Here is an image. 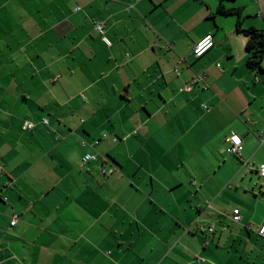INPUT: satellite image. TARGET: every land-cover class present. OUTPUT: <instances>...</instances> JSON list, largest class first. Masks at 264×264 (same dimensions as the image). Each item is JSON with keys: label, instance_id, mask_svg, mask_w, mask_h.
Returning <instances> with one entry per match:
<instances>
[{"label": "crops", "instance_id": "obj_1", "mask_svg": "<svg viewBox=\"0 0 264 264\" xmlns=\"http://www.w3.org/2000/svg\"><path fill=\"white\" fill-rule=\"evenodd\" d=\"M219 4L264 30V0H0V264H264V72Z\"/></svg>", "mask_w": 264, "mask_h": 264}, {"label": "built area", "instance_id": "obj_2", "mask_svg": "<svg viewBox=\"0 0 264 264\" xmlns=\"http://www.w3.org/2000/svg\"><path fill=\"white\" fill-rule=\"evenodd\" d=\"M94 29L97 33L102 34L103 31V23L100 20H96L94 22ZM102 41L106 44L109 45V41L103 37ZM213 46V39L212 36L210 34L205 35L204 37H202L200 40H198L193 48H192V53L193 56L198 58L201 57L206 51H208L211 47ZM202 77H197L194 78L193 80H191V85L195 84L197 82L198 79H201ZM203 79V78H202ZM185 89L189 88L188 86L184 87ZM44 124H47L46 120H43ZM24 127L26 129H31L33 127L32 123L30 122H25L24 123ZM261 134H264V132H261ZM241 150H242V140L241 138L236 135V134H232L230 135V137L227 139V147H226V151L229 154L235 155V156H239L241 154ZM97 158L95 155H90V154H85L82 156L81 158V162L82 163H87L89 161H96ZM256 171L260 177V179L262 181H264V164H259L256 166ZM101 173L103 175L106 174V171L102 168L101 169ZM231 220L234 223H239L241 221V215H240V211L239 209H233L231 212ZM16 222L15 218H13L10 222L11 225H14ZM206 231L208 233H213L214 232V225L211 224L206 228ZM257 234L261 237L264 238V222H262V224L260 225V227L257 229Z\"/></svg>", "mask_w": 264, "mask_h": 264}, {"label": "trees", "instance_id": "obj_3", "mask_svg": "<svg viewBox=\"0 0 264 264\" xmlns=\"http://www.w3.org/2000/svg\"><path fill=\"white\" fill-rule=\"evenodd\" d=\"M217 12L223 15H235L237 16L235 22V30L239 33H243L246 37L245 50L246 56V67L251 73L257 74L264 72L261 67L262 58H264V30L255 28H241V20L239 18L240 9H226L222 4L217 6ZM199 58V57H198Z\"/></svg>", "mask_w": 264, "mask_h": 264}, {"label": "rangeland", "instance_id": "obj_4", "mask_svg": "<svg viewBox=\"0 0 264 264\" xmlns=\"http://www.w3.org/2000/svg\"><path fill=\"white\" fill-rule=\"evenodd\" d=\"M96 4V3H95ZM94 10V9H93ZM93 10H92V12H93ZM79 13V15H81V14H83V11L81 10L80 12H78ZM96 20H100V19H96ZM100 21H102V20H100ZM95 22V21H94ZM103 22V21H102ZM103 32L104 31H102V34H103ZM104 37L107 39V40H109L108 39V37H106V35H104Z\"/></svg>", "mask_w": 264, "mask_h": 264}]
</instances>
